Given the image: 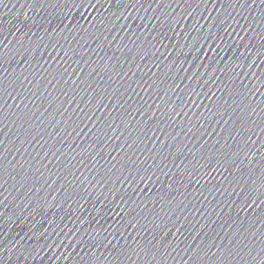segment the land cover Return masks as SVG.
<instances>
[{
    "label": "water",
    "instance_id": "1",
    "mask_svg": "<svg viewBox=\"0 0 264 264\" xmlns=\"http://www.w3.org/2000/svg\"><path fill=\"white\" fill-rule=\"evenodd\" d=\"M0 264H264V0H0Z\"/></svg>",
    "mask_w": 264,
    "mask_h": 264
}]
</instances>
